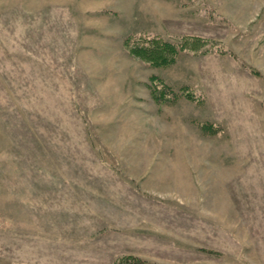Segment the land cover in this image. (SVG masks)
<instances>
[{"label":"rangeland","instance_id":"374dc122","mask_svg":"<svg viewBox=\"0 0 264 264\" xmlns=\"http://www.w3.org/2000/svg\"><path fill=\"white\" fill-rule=\"evenodd\" d=\"M125 256L264 264V0H0V264Z\"/></svg>","mask_w":264,"mask_h":264},{"label":"trees","instance_id":"16d2710c","mask_svg":"<svg viewBox=\"0 0 264 264\" xmlns=\"http://www.w3.org/2000/svg\"><path fill=\"white\" fill-rule=\"evenodd\" d=\"M126 46L131 54L140 56L158 66L172 63L179 52V48L175 43L156 38L141 42L135 41L133 44L127 42ZM118 264H145V261L136 259L133 256H125L118 261Z\"/></svg>","mask_w":264,"mask_h":264}]
</instances>
